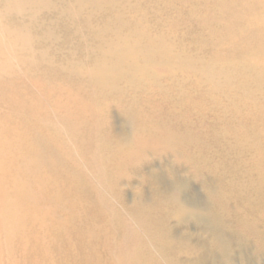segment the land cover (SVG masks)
I'll return each mask as SVG.
<instances>
[{
    "label": "rangeland",
    "instance_id": "374dc122",
    "mask_svg": "<svg viewBox=\"0 0 264 264\" xmlns=\"http://www.w3.org/2000/svg\"><path fill=\"white\" fill-rule=\"evenodd\" d=\"M166 1L142 0L132 17L180 41L181 55L208 58L198 40L211 31L188 15L197 1L210 19L209 0ZM40 18L32 39L5 30L27 17L0 18V264H210L217 244L204 243L201 260L166 240L171 231L213 233L177 223L154 173L182 176L205 196L218 187L227 215L216 226L237 231L244 217L264 232V86L255 85L264 75L220 63L215 85L203 65L185 71L177 61L161 83L115 72L96 80L87 28L74 33L84 20ZM46 29L52 38H39ZM257 249L264 254V244Z\"/></svg>",
    "mask_w": 264,
    "mask_h": 264
},
{
    "label": "bare ground",
    "instance_id": "6f19581e",
    "mask_svg": "<svg viewBox=\"0 0 264 264\" xmlns=\"http://www.w3.org/2000/svg\"><path fill=\"white\" fill-rule=\"evenodd\" d=\"M65 2L67 0H0V18L27 17V22H23L24 25L19 28H5L9 36H23V39H32L30 27L37 24L44 11H55L73 23L83 19L85 27L78 25L74 33L81 34L84 28H87L84 46L95 55L98 73L92 72L90 75L96 80L102 73L115 72L116 76L119 74V79L131 84L140 85L151 78L158 82L164 72L176 66L177 61L185 71H192L191 68L197 63L203 65L216 82L215 85L219 82L215 72L216 65L218 70L220 63L222 68L219 70L222 71L225 67H237L245 70L248 75H264V0H209L212 7L208 12L212 16L210 19H205L204 13L207 10H203L200 2H192L195 9L188 15V21H194L211 31L208 35L201 34L198 40L201 41L202 50H206L208 58L196 57V60L179 53L180 41L168 39L163 33L151 34L150 24L145 17H132V14L143 9L142 0H71L69 4ZM166 2L169 8L174 7L173 0ZM101 14H104V18L96 24L93 23V19ZM175 24L174 26H177ZM47 34L52 38L51 29L43 30L37 36L41 38ZM112 82L116 83L115 80ZM255 85L258 88L264 86V79H259ZM151 176L161 187L159 190L162 189L160 192L163 194V202L177 207V223L187 225L193 221L201 226L206 225L213 233L211 237L193 232L178 234L170 230L166 236L168 243L190 248L202 260L205 257L202 246L209 240L220 248L215 257H208L210 264H233V261L241 264H260L264 261V254L257 249L259 244H264V232L255 230L249 219L240 217L236 222L237 231L230 230L233 224L218 226V222L217 226L215 225L218 219L222 220L224 215H227L222 206L223 195H220L222 192L218 187H206L208 194L205 196L195 191L190 181L182 176L158 173ZM244 232L250 233L252 238H248Z\"/></svg>",
    "mask_w": 264,
    "mask_h": 264
}]
</instances>
